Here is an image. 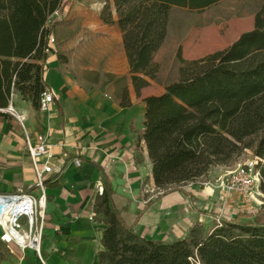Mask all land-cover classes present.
I'll list each match as a JSON object with an SVG mask.
<instances>
[{
    "label": "trees",
    "instance_id": "1",
    "mask_svg": "<svg viewBox=\"0 0 264 264\" xmlns=\"http://www.w3.org/2000/svg\"><path fill=\"white\" fill-rule=\"evenodd\" d=\"M219 1L112 0L116 18L111 2H106L101 19L123 33L138 95L158 72L155 55L167 38L172 8L203 10ZM61 9V0H0V114H5L16 91L40 109L41 96L48 90L45 62L53 52L47 21ZM188 63L189 73L169 82L162 93L144 98L142 137L156 186L162 194L183 190L212 167L232 166L252 149L262 158L257 166L264 193V3L253 29L227 48ZM94 211L106 224L100 264H264V203L249 213L216 216L219 223L207 233L196 224L188 237L173 241L145 237L129 225L107 178ZM3 260L0 251V264Z\"/></svg>",
    "mask_w": 264,
    "mask_h": 264
},
{
    "label": "crops",
    "instance_id": "2",
    "mask_svg": "<svg viewBox=\"0 0 264 264\" xmlns=\"http://www.w3.org/2000/svg\"><path fill=\"white\" fill-rule=\"evenodd\" d=\"M65 15L67 22L60 32L53 26L51 34L60 39V52L66 58L59 57L54 44L45 62L44 79L55 95L50 109H36L16 91L5 108L12 106L14 112L0 114V193L22 190L39 196L42 190L26 147L27 136L35 140L43 134L52 145L54 172L46 174L41 256L30 250L22 263L100 264L106 224L94 204L104 191L105 178L125 221L141 235L161 241L186 238L196 224L209 232L219 223L216 216L252 212L235 204L222 210L218 191L203 183L157 192L142 137L144 98L154 93H144L147 86L137 94L122 31L104 23L101 11L65 9ZM229 168L214 166L207 176L217 178Z\"/></svg>",
    "mask_w": 264,
    "mask_h": 264
},
{
    "label": "rangeland",
    "instance_id": "3",
    "mask_svg": "<svg viewBox=\"0 0 264 264\" xmlns=\"http://www.w3.org/2000/svg\"><path fill=\"white\" fill-rule=\"evenodd\" d=\"M107 1L111 2L110 7L115 15L116 11L112 0H61L62 9L59 10L61 18L54 17L50 27L51 29L53 26L59 28L60 32L62 25L67 22L66 15L62 16L65 9L69 11L76 8L82 11L102 12ZM263 3L264 0H221L203 10L173 7L170 13L167 39L155 55L158 72L155 78L150 79V85L146 89L144 88L143 92L162 93L169 82L178 80L185 73L191 71L192 67L188 62L227 48L243 32L253 29L255 14ZM55 38L54 48L57 49L59 57L65 59L66 57L60 52V39L56 35ZM256 139L253 140L255 143ZM256 156L254 150L246 149L240 156V160ZM234 166L235 164L232 165V167ZM214 179L206 176L195 183L202 185L203 182ZM20 222L26 229L28 220L21 218ZM208 230L204 227V233H207ZM1 231L2 229H0V241H2L0 251L4 258L1 264H18L23 254L22 248L16 242L7 243L2 240ZM31 251L27 250L26 256Z\"/></svg>",
    "mask_w": 264,
    "mask_h": 264
},
{
    "label": "built area",
    "instance_id": "4",
    "mask_svg": "<svg viewBox=\"0 0 264 264\" xmlns=\"http://www.w3.org/2000/svg\"><path fill=\"white\" fill-rule=\"evenodd\" d=\"M59 15V10L53 12L49 16L47 26L53 24L54 17L61 18ZM55 42V36L50 34L48 37V46L53 48ZM54 100V93L46 90L40 99V110L48 111ZM3 111L14 112V108L10 106L7 109H3ZM26 147L36 168L38 186L41 188L42 193L36 196L21 190L17 193L9 194V196H11L13 198L12 201H15V203L17 202L18 205L23 204L21 214L16 220V228L23 232H29L30 237L33 239V243L38 247H30V244L23 247L17 243L15 238L13 240L6 238V234H4L6 229L2 228L0 224V229H2L1 239L7 243L16 242L22 248L23 254L18 264H23L22 262L26 257L27 250H33L38 256H41L40 239L46 219L45 211L47 204V197L44 192L46 174L54 172V166L51 162V158H53V152L51 150L52 145L48 142L45 135L39 134L36 136L35 140L27 136ZM42 158L46 159L43 164L40 163ZM240 159L235 163L234 167L229 168L224 174L218 176L214 180L203 182V184L218 191V201L222 210L227 205L235 204L238 209L245 206L249 207L250 211H256L264 203V193L260 188L261 173L257 166L262 158L256 156L246 160ZM76 163L80 165L81 160L77 158ZM157 192H163V190L157 188ZM21 218H26L28 220L26 229L20 222ZM32 218L34 221L30 223ZM227 218H230V216ZM44 264L46 263L44 262Z\"/></svg>",
    "mask_w": 264,
    "mask_h": 264
},
{
    "label": "bare ground",
    "instance_id": "5",
    "mask_svg": "<svg viewBox=\"0 0 264 264\" xmlns=\"http://www.w3.org/2000/svg\"><path fill=\"white\" fill-rule=\"evenodd\" d=\"M23 209V204L18 205L17 202L12 201L9 203L7 209L4 211L2 216L0 217L1 227L6 229V238L13 240L16 239L17 243L21 246L25 247L27 244H30V247H38L35 243H33V239L30 237L29 232H23L16 228V220L18 216H20L21 211ZM33 218L30 223H33Z\"/></svg>",
    "mask_w": 264,
    "mask_h": 264
},
{
    "label": "water",
    "instance_id": "6",
    "mask_svg": "<svg viewBox=\"0 0 264 264\" xmlns=\"http://www.w3.org/2000/svg\"><path fill=\"white\" fill-rule=\"evenodd\" d=\"M12 197L9 194H2L0 193V217L7 209L10 202H12Z\"/></svg>",
    "mask_w": 264,
    "mask_h": 264
}]
</instances>
